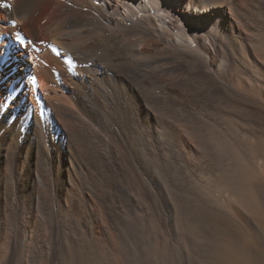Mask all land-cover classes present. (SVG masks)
I'll list each match as a JSON object with an SVG mask.
<instances>
[{"label": "bare ground", "instance_id": "bare-ground-1", "mask_svg": "<svg viewBox=\"0 0 264 264\" xmlns=\"http://www.w3.org/2000/svg\"><path fill=\"white\" fill-rule=\"evenodd\" d=\"M0 264H264V0H0Z\"/></svg>", "mask_w": 264, "mask_h": 264}, {"label": "rangeland", "instance_id": "rangeland-1", "mask_svg": "<svg viewBox=\"0 0 264 264\" xmlns=\"http://www.w3.org/2000/svg\"><path fill=\"white\" fill-rule=\"evenodd\" d=\"M36 48V47H35ZM36 51V49H34ZM26 92H29L30 90L28 88L25 89Z\"/></svg>", "mask_w": 264, "mask_h": 264}, {"label": "snow or ice", "instance_id": "snow-or-ice-1", "mask_svg": "<svg viewBox=\"0 0 264 264\" xmlns=\"http://www.w3.org/2000/svg\"><path fill=\"white\" fill-rule=\"evenodd\" d=\"M35 82V81H34Z\"/></svg>", "mask_w": 264, "mask_h": 264}]
</instances>
